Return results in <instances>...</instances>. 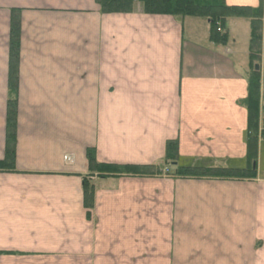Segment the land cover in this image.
Returning <instances> with one entry per match:
<instances>
[{
    "label": "crops",
    "instance_id": "obj_1",
    "mask_svg": "<svg viewBox=\"0 0 264 264\" xmlns=\"http://www.w3.org/2000/svg\"><path fill=\"white\" fill-rule=\"evenodd\" d=\"M226 3L264 12V0ZM14 9L22 28L17 171L0 169V251L14 254L0 264H74L91 242L120 252L162 244L182 264H199L188 261L192 252L213 244L225 250L216 264H264L263 111L254 178L101 176L87 157L95 149L99 163L169 170L166 144L177 140L193 163L244 168L241 102L255 63L264 94V15L259 58L251 60L247 17L228 18L221 43L206 19L149 15L140 3L108 14L96 0H0V160Z\"/></svg>",
    "mask_w": 264,
    "mask_h": 264
},
{
    "label": "trees",
    "instance_id": "obj_2",
    "mask_svg": "<svg viewBox=\"0 0 264 264\" xmlns=\"http://www.w3.org/2000/svg\"><path fill=\"white\" fill-rule=\"evenodd\" d=\"M102 13H131L135 4L140 3L145 14L171 15L175 17H198L210 22L213 41L226 42L229 36L226 29L227 19L230 17L250 18L251 60L259 58L258 50L262 44V17L263 6L253 8L250 6L228 5L226 0H96ZM218 23L221 31L217 30ZM226 29V30H225ZM225 30V31H224ZM21 10H12L11 34L9 43V77H8V102L6 111V152L5 158L0 160V169L17 171L16 145L18 126V90L19 69L21 60ZM262 75L252 66L248 77V96L241 103L248 111L249 133L246 135L248 142L247 164L244 168L224 166H202L193 163V158L185 159L178 153L177 140H169L166 144L164 160L169 168V175L181 178H254L257 170L253 169V162L257 157V143L259 134V117L264 112V94H262ZM264 134V133H263ZM88 164L91 172L101 176L113 174L155 175L162 172V166L118 165L99 163L95 149L87 152ZM84 204L93 206L94 187L87 178L84 179Z\"/></svg>",
    "mask_w": 264,
    "mask_h": 264
},
{
    "label": "rangeland",
    "instance_id": "obj_3",
    "mask_svg": "<svg viewBox=\"0 0 264 264\" xmlns=\"http://www.w3.org/2000/svg\"><path fill=\"white\" fill-rule=\"evenodd\" d=\"M227 28L229 29L232 28V26H230V23L228 24ZM256 64L257 63H255V65ZM128 175H131V174H128ZM132 175H136V174H132ZM146 176H150V175H146ZM93 204H94V198H93ZM157 235L155 234L153 238L156 239ZM150 237L151 236L146 238L147 240L146 239H143V240L148 243ZM159 246L160 247L164 246V249L156 248L155 251H150V250L147 251V250L140 249L138 251L129 250V252H127V250H121L120 252V250H115V249L113 250L105 249L103 251L102 250L100 251L98 249L99 246L97 244L94 245L91 242L90 244L87 245L89 252H86L84 254L85 256H81L82 258H80V260L79 259L74 260L75 261L74 264H110V262H112V264H182L180 263V261L186 262V260H177L175 258L173 259L174 256H172L173 255L172 251L166 250L165 245L160 244ZM218 248L219 247H217L216 245L208 244L201 251L200 249H198L197 251H193L192 252L193 255H191L193 256V261L192 259L188 261L195 262V263L200 262L199 264H203V263L204 264H216L215 262L217 261V258H220V260L224 263L226 260V257L218 254V252L225 251V250H223L222 247H220L219 249ZM3 252L4 253L0 251V257L5 256L4 254L6 255L14 254V253H9L5 251ZM88 256L90 258H87ZM50 263L51 262L49 263L46 262V264H50ZM64 263L69 264V260H64Z\"/></svg>",
    "mask_w": 264,
    "mask_h": 264
},
{
    "label": "water",
    "instance_id": "obj_4",
    "mask_svg": "<svg viewBox=\"0 0 264 264\" xmlns=\"http://www.w3.org/2000/svg\"><path fill=\"white\" fill-rule=\"evenodd\" d=\"M259 68H260L259 64H256L255 65V70H259Z\"/></svg>",
    "mask_w": 264,
    "mask_h": 264
}]
</instances>
